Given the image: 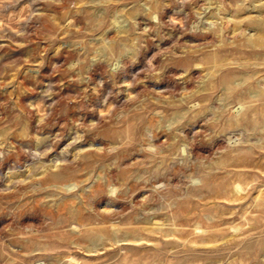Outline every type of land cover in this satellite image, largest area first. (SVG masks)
I'll return each mask as SVG.
<instances>
[{"label": "rangeland", "instance_id": "rangeland-1", "mask_svg": "<svg viewBox=\"0 0 264 264\" xmlns=\"http://www.w3.org/2000/svg\"><path fill=\"white\" fill-rule=\"evenodd\" d=\"M0 264H264V0H0Z\"/></svg>", "mask_w": 264, "mask_h": 264}]
</instances>
